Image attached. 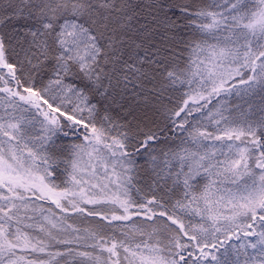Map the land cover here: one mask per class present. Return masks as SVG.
Wrapping results in <instances>:
<instances>
[{
    "label": "snow or ice",
    "instance_id": "snow-or-ice-1",
    "mask_svg": "<svg viewBox=\"0 0 264 264\" xmlns=\"http://www.w3.org/2000/svg\"><path fill=\"white\" fill-rule=\"evenodd\" d=\"M0 264H264V0H0Z\"/></svg>",
    "mask_w": 264,
    "mask_h": 264
}]
</instances>
